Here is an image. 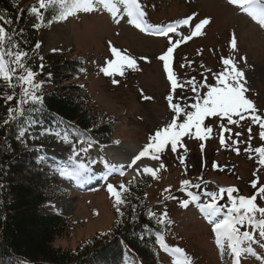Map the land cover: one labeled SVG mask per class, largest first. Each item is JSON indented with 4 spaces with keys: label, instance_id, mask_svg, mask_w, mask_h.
I'll return each mask as SVG.
<instances>
[{
    "label": "rangeland",
    "instance_id": "1",
    "mask_svg": "<svg viewBox=\"0 0 264 264\" xmlns=\"http://www.w3.org/2000/svg\"><path fill=\"white\" fill-rule=\"evenodd\" d=\"M141 4L147 13L148 23L154 26L178 25L176 33H169L168 36L148 35L126 23L129 19L126 14L117 23L103 6H97L90 12L78 11L66 20L53 21L39 33L41 57L62 52L69 57L83 58V76L77 81L62 83L60 87L84 88L95 104L91 116L98 114L101 121L111 123L115 129L114 138L119 142L115 145L122 146L120 148L134 145L142 150L151 142V136L173 119L177 123L183 122L186 116L181 112L177 117L167 97L171 95L173 103H179L182 109L187 97L190 106L192 97L196 95L190 90L191 86L217 83L215 74L224 70V59H232L245 73V87L248 89L245 95L256 106L255 114H264V27L238 6L230 4L229 0H141ZM68 7H71V3ZM188 17H193L189 25L178 23ZM205 18L210 23L202 29V34L184 40L183 37L194 31L195 24ZM233 34L237 39L235 50L231 47ZM177 40L181 42L173 50L170 66L181 89L173 91L159 57ZM113 47L131 56L136 61V67L125 66L122 75L116 68L110 69L113 75L105 74L104 69L109 62L116 59L111 52ZM113 80L118 83H113ZM198 91L203 95L206 88H198ZM233 117L237 123H225L228 126L223 135L219 130L202 137L203 144L209 140L207 145L204 144L205 155L224 167L223 170L209 169L210 172L205 173L206 178L217 190L224 186L246 187L253 181L257 182L258 187L264 186V165L259 163V153L254 151L257 147H264V139L259 136V125L249 123L248 119ZM212 126H217V122L214 121ZM195 133L192 129L184 136L187 150L177 144L176 151H172L171 145H167L163 152L158 153L159 160L152 161L144 157L137 161L133 167L139 171L133 176L126 175V172L133 171V167L125 164L124 175L113 172L107 180L99 179L104 170L102 161H114L106 154V146L97 141L84 160H99L92 165L98 179L79 185L60 173L61 168L71 166L68 157L72 155V146L76 143L70 137L71 143L58 139L54 133H46L40 143L27 138L28 146H37L51 160V168L61 177L67 192V197L57 201L54 208L60 215L69 217L74 227L64 237L57 239L54 246L75 249L82 242L108 231L115 221L117 203L109 193L107 184L111 183L120 191V185L137 179L134 176L151 175L143 171L145 167H151L156 172L157 183L148 194V202L157 204L159 213L167 212V221L172 223L171 234L165 238V243L169 247L176 244L184 248L192 264H229L231 257L227 252L222 253L216 244L212 225L194 205L188 208L181 206L184 199H190L187 191L200 195L201 202L205 200L203 194L194 191L191 186L181 190L183 180L188 179L191 184H196L203 175L195 171L202 156ZM221 136L225 144L220 143ZM188 155L185 165L183 161ZM83 156L81 153L77 160ZM229 167L234 170L228 172ZM187 168L189 173L184 171ZM227 173H235L237 178ZM249 191L248 188L244 190L247 197L256 190L250 195ZM257 204L264 206L260 197ZM257 218H260L259 214ZM254 235L260 239L259 234ZM252 248L255 253L243 254L240 264H264V247L253 243ZM162 255V264H174L175 257L170 252L163 249ZM231 264L235 263L231 261Z\"/></svg>",
    "mask_w": 264,
    "mask_h": 264
},
{
    "label": "trees",
    "instance_id": "2",
    "mask_svg": "<svg viewBox=\"0 0 264 264\" xmlns=\"http://www.w3.org/2000/svg\"><path fill=\"white\" fill-rule=\"evenodd\" d=\"M32 6L38 7V0H0V16L4 18L0 20L1 25L5 27L8 35L12 36L14 44H19L21 49L29 51L28 63L37 73L35 82H45L43 91L47 110L41 114H32L37 121L31 125V131L36 134L33 140L40 143L46 133L43 136L39 133L44 128L59 127L66 130L78 147L85 146L80 144L81 137L98 140L103 145L114 144L115 129L110 123L101 121L98 114L91 116L95 109L94 100L84 88L60 87L62 83L77 81L83 76V58L53 52L44 56L41 61L39 49L34 48L35 43L39 41V33L59 14V7L41 9L45 16V26L36 29L33 25L39 21L30 13ZM9 19L11 24L6 23ZM11 46L6 43L5 49ZM15 50L13 48V51ZM41 63L44 65L43 71L39 68ZM20 74L18 70L16 75ZM48 74H51L50 80ZM180 89L177 86L176 90ZM12 91L7 82L0 84V264H162L163 248L158 240L161 235L164 239L170 236L172 223L167 221L165 225H159L155 218L149 217V210L157 216L163 214L158 212L157 204L148 202V194L157 183V178L152 175H144L123 184L128 189L127 192L120 189L125 203L117 207L125 215L121 217L116 207L115 221L108 231L82 242L75 249L54 246L57 239L64 237L74 227L69 217L60 215L54 208L57 201L67 197V192L61 177L54 173L50 160L46 159L43 152L37 146L25 147L16 139L19 128L25 124V117H19L17 121L4 125L3 121L8 119L7 109L17 107L21 89L16 88V97L7 101L6 96L12 94ZM192 103L191 100L190 105ZM214 121L217 122L216 128L212 126ZM226 121V117H205L201 125V135L194 136L202 153L195 171L203 175L202 179L196 182L201 187L193 190L200 194L204 191H219L213 188L205 173L210 172L209 169H224L223 164L205 155V145L209 140L205 141L204 145L202 137L207 133V127L212 128L210 134H215L221 129H227L228 125H233H225ZM192 129L196 131L195 127L190 130ZM27 138L30 137L26 133L25 140ZM184 140L185 137H181L178 145L187 150ZM3 147L6 148L5 153L2 152ZM188 159L189 155L183 163ZM231 169L234 170L229 167L228 172ZM184 171L189 173V168ZM227 175L237 178L235 173ZM235 188L239 190L235 195L247 197L244 194L245 188L251 190L249 195L254 192L252 183L246 187ZM133 208L136 209L137 220L130 222ZM244 230L250 231V228L246 226L241 229ZM170 247L182 248L176 244Z\"/></svg>",
    "mask_w": 264,
    "mask_h": 264
},
{
    "label": "snow or ice",
    "instance_id": "3",
    "mask_svg": "<svg viewBox=\"0 0 264 264\" xmlns=\"http://www.w3.org/2000/svg\"><path fill=\"white\" fill-rule=\"evenodd\" d=\"M69 2L71 7H68ZM232 5L238 6V8L254 19L261 27H264V0H229ZM39 6H32L30 13L34 15L39 21L33 25L34 28L39 29L45 26V16L41 12V9H48L50 6H58L59 14L54 16L55 20H66L70 15H74L78 11L90 12L97 6H103L107 9L112 17L116 19L117 23H120L121 18L126 14L129 18L126 23L134 25L142 32L150 34H156L161 36H168L169 33H176L178 25L169 24L167 26H154L148 23L146 16L147 13L141 4V0H38ZM121 6L123 12L121 11ZM4 18L0 16V20ZM193 17H188L179 21V24L189 25L190 20ZM7 24H11L9 19ZM51 23V21H49ZM210 23V20L205 18L194 26V31H191L188 36L183 37L184 40H189L193 36H200L202 29ZM181 41L177 40L175 44L167 48V51L159 57L163 61V67L168 73V79L171 81V88L173 91L177 88V79L172 72L170 61L173 57V50ZM12 45L7 50L5 45ZM231 47L235 50L237 48V39L233 34L231 38ZM13 48L16 50L13 51ZM35 49L41 48V43L36 42ZM55 51V49H53ZM112 54L116 57L114 61H110L108 67L104 69L105 74L111 76L113 72L111 68H116L123 74V68H135L136 61L129 55H124L120 50L113 47L111 49ZM7 57V59H6ZM43 61V57L39 58ZM29 51H25L19 47V44H14L12 36L8 35L4 26L0 25V84L7 82L8 88L12 89V94L6 96L7 101H12L16 97V88L21 89L19 99L17 100V107H9L8 119L4 120V125H8L10 122L17 121L19 117H25V124L19 128L16 139L21 145L27 146L25 136L26 133L32 139L36 138V134L31 131V125L37 123L32 114H41L47 110L45 104V95L43 91L44 81L35 82L34 72L28 63ZM224 70L215 74V84H193L191 91L196 95L192 97L193 103L189 106L187 103V97H185V106L182 109L179 103H173V97L169 95L167 100L177 115L183 112L186 119L181 123H177L176 119H173L164 128L157 130L154 135L151 136V142L148 143L142 150L137 151L133 146H127L126 148H114L113 151L117 155L128 153L131 155L130 163L128 167L136 165L137 161H140L144 157H149L152 161L159 160L158 153L163 152L165 147L170 144L171 150L176 151L177 144L180 143L181 137L188 135L189 130L192 127L196 128V135H201V125L203 124L205 117H226V123L235 124L237 121L233 120V116L239 117L240 120L248 119L251 124L259 125V136L264 139V114L256 115V106L253 101L246 97L245 93L248 89L245 87V73L240 70L232 59L223 60ZM41 71H43L44 65H39ZM20 71V75H16L17 71ZM48 79H51V74H48ZM113 83L118 81L113 80ZM198 88H206V91L201 95ZM145 99H149L145 97ZM15 113L16 115H13ZM247 114V115H245ZM40 123H43L40 121ZM58 124L60 121L57 122ZM223 127V125H222ZM227 130V129H225ZM75 132V130H73ZM212 131L211 127H207V133ZM251 133V128L248 129ZM45 133H54V135L63 140L66 143H71L68 138L66 130L59 127L56 128H44L39 135L43 136ZM63 133V134H62ZM205 133V135L207 134ZM224 138L220 137V143L223 144ZM98 143L91 138L85 139L81 137L80 144L86 145L77 148L76 145L72 146V155L68 157L71 161L70 167H63L60 169V173L66 176L68 179L75 181L79 184H87L93 180L98 179L92 165L97 163L96 160H90L85 162L84 157H87L89 150L94 144ZM114 144H119L118 141H114ZM40 151V150H38ZM247 151V149H246ZM259 153V163L264 165V147H257L254 149ZM239 152V149H237ZM84 154L81 159L77 160V157ZM43 159V157H41ZM103 171L99 176V179L107 180L113 172H119L120 175H124V165L118 163H109L108 160H103ZM139 171V169H137ZM144 172L150 173L153 177L156 176V172L151 167H145ZM191 186L199 189L201 185L191 184L188 179L182 181L181 190H187ZM252 188L256 190L250 197L244 195H233L238 193V189L235 187L220 188L218 192L204 191V202H201V196L187 191V196L190 199H184L181 206L188 208L190 205H194L200 214L205 217L209 224L212 225V231L215 233L216 244L219 245L221 252H227L228 255L234 259L235 264H240L241 256L245 252H253L252 244H260L264 247V206H258L257 199L260 197L264 202V186H259L257 182L253 181ZM109 193L115 197L117 205L125 203L122 199L121 191H118L111 183L107 184ZM120 189L123 192H127L128 189L124 185H120ZM167 191V190H166ZM223 201V203H221ZM117 212L121 217L125 214L117 207ZM259 214V219L257 218ZM149 217L155 218L157 224L165 225L167 222V212L157 216L156 213L149 210ZM137 220L136 209H132L130 216V222ZM124 221L122 220L121 223ZM252 229V231L244 230L242 228ZM259 229V238L257 239L254 232ZM159 245L166 252H170L174 257V264H192V261L187 257L184 249L180 247H169L165 243L163 235L159 237ZM231 264V261H229Z\"/></svg>",
    "mask_w": 264,
    "mask_h": 264
},
{
    "label": "bare ground",
    "instance_id": "4",
    "mask_svg": "<svg viewBox=\"0 0 264 264\" xmlns=\"http://www.w3.org/2000/svg\"><path fill=\"white\" fill-rule=\"evenodd\" d=\"M129 146H133L137 151H139V149H137V147H135L134 145H129ZM120 147H122V146H119V147H108V148H105V152L108 155V157H110L114 161L113 163H118V164H123V165L129 164L130 160L132 158L130 154L124 153V154H121V155H117L113 151L114 148H120ZM131 167H133V166H131ZM137 172H138L137 169H135V167H133V171L132 172H126V175L133 176V174H135Z\"/></svg>",
    "mask_w": 264,
    "mask_h": 264
},
{
    "label": "water",
    "instance_id": "5",
    "mask_svg": "<svg viewBox=\"0 0 264 264\" xmlns=\"http://www.w3.org/2000/svg\"><path fill=\"white\" fill-rule=\"evenodd\" d=\"M5 151V149H3V152Z\"/></svg>",
    "mask_w": 264,
    "mask_h": 264
}]
</instances>
